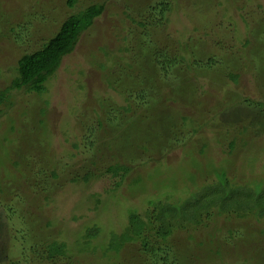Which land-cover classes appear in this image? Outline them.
<instances>
[{
	"label": "rangeland",
	"instance_id": "rangeland-1",
	"mask_svg": "<svg viewBox=\"0 0 264 264\" xmlns=\"http://www.w3.org/2000/svg\"><path fill=\"white\" fill-rule=\"evenodd\" d=\"M99 1L102 0H78L70 8L67 0H0V90L8 86L11 66L21 52L39 46L69 14ZM159 1L107 0L106 11L49 81L47 94L40 97L15 92L10 99L13 106L0 103L1 261L12 257L20 264H166L162 259L165 254H158L159 260L151 259L140 239L126 243L111 257L101 250H70L80 240L78 232L95 221L105 225L107 245L110 230L124 229L121 225L129 214L119 209L117 202L129 205L126 210H137L138 205L139 213L145 216L149 207L145 201L150 196L139 190L144 202H138L131 190L136 175L156 173L155 180L167 179L164 187L177 190L185 183L186 171L197 173L202 168L205 172L204 165L214 162L219 167H230L228 174L235 184L247 183L252 190L264 181V0H172L167 26H156L147 34V27L139 21L156 15L154 7ZM34 29L39 30L33 34ZM107 36L106 49L110 53L101 44L105 45L103 39ZM166 36L182 41L190 38L187 49L182 51L190 65L200 62L204 66L213 59L211 69L197 68L203 84H211L214 93L208 98L209 107L198 105L197 97L179 100L183 110L178 115L180 122L172 125L173 121H168L170 126L167 123L165 130L174 137L169 134L167 143L160 144L164 138L161 129L157 133L146 125L118 124L120 106L127 102L123 88L136 72L143 73L139 80L145 82H155V74L167 83L181 82L182 91L188 84L185 75L180 80L177 66L172 69L167 62V73L158 65L156 68L151 54L145 56L147 42L153 43L155 37L159 41L168 39ZM246 39L249 43L243 46ZM153 49L149 52L156 58ZM231 71L240 73L236 83L229 77ZM137 91L138 88L133 93ZM190 95L193 96L191 92ZM37 105L49 108L46 116L52 127L41 124L40 118L34 121V116L30 117V107ZM206 111L209 114L205 115ZM182 114L186 120L181 119ZM213 116L217 125L210 123ZM13 119L18 120L15 131L14 127L8 129ZM204 120L208 124L198 129ZM241 124L248 127L243 133L246 140L239 141L236 151L230 153L227 139L240 130ZM140 136L155 141L157 144H151L159 151H140ZM203 140L209 146L200 153ZM192 156L200 158L201 168L193 164ZM116 163L132 169L120 187L116 185L120 177L109 171ZM88 172L92 173L91 180L85 182L82 178ZM176 175L178 186L172 179ZM207 175L198 177L199 182L218 179L215 173ZM77 176L79 181H73ZM138 185L136 189L145 187ZM186 187L192 188V184ZM115 189L117 198L113 196ZM187 194L178 192L176 196ZM209 218L192 227H173L167 239L160 240L161 245L172 250L167 264H264V216H259L256 208L218 213L214 207ZM156 230L150 225L144 232L154 240ZM51 241L65 242L70 249L67 256H59L56 261L45 257L43 263L30 248L42 250Z\"/></svg>",
	"mask_w": 264,
	"mask_h": 264
},
{
	"label": "trees",
	"instance_id": "trees-1",
	"mask_svg": "<svg viewBox=\"0 0 264 264\" xmlns=\"http://www.w3.org/2000/svg\"><path fill=\"white\" fill-rule=\"evenodd\" d=\"M77 2L78 0H67V5L72 8L74 7V5H76ZM173 5L174 3H172V0H160L154 7V9L158 11V13L147 19L146 21H139V24L147 27L145 28L147 34L153 31L152 28H155L156 26L159 29H163L167 26V23L170 20L169 14H171L173 10ZM258 7L262 8L261 4H259ZM106 8L107 0H102L89 4L75 13L69 14L61 21V23H59V25L57 26V30L51 36L48 35L39 46L21 52V55L17 59L16 63L12 64L11 66L12 78L9 81L8 86L0 90V103L5 102L9 105V107L13 106V102L10 101V99L11 94H15V92L25 91L27 93H36L40 97L47 94L49 92L48 83L51 78L58 72L64 58L76 49L82 36L94 25L96 19L106 11ZM38 30L39 29H34L33 34ZM193 30L197 32V28H194ZM166 37H168V39L159 41L155 37V41L153 43L147 42L148 47L144 51L145 56L146 53L151 54L153 56L154 63H156V68L158 65L159 67H161V71L165 70V72L167 73H169L167 62L168 64H172V69L177 66L179 68L177 74L180 80L183 78L182 75H185L188 84L183 85L182 91V87H180L182 86L180 85L181 82L180 84H177L178 82L171 83V80H169V82L167 83L161 76L157 74H155V82H145V80H139L143 73L141 71L136 72L137 74L133 75L130 81H128L126 83V86H124L123 88L124 92L126 93V95L124 96V100H126L127 102L120 106L119 113H122V115L120 114L121 119L118 124L121 127L124 125H126L127 127H142L143 125H146L149 130L152 129L157 133L161 129L164 138L163 141L161 140L159 142L160 144H166L167 139H170V130L165 131L168 121H173L172 125L180 122L178 115L181 114L183 110L181 109V105H179V100H183L184 102L188 101L191 97H197L199 103L198 105H206L207 107H209L210 105L208 98L214 93L213 91H211L213 89V86L211 84L209 86L207 84H203V82L199 78V68H197H206L207 66V69H211L210 67L213 65V59L209 60L210 64H206L204 66L200 64V62H192L193 65H190L188 64L187 58L182 52L183 50L185 51L187 49L190 38L182 41L181 38L173 39L170 36ZM103 40L105 45L101 43L102 46H104L102 48L105 49V52L110 53V49H106V46H108L109 36H107V38ZM192 40L193 38L191 39V41ZM164 41H166L167 43H164ZM248 43L249 40L246 39L243 42V46L248 45ZM153 45L154 48L156 47L155 50L153 49ZM151 48L155 52L156 58L154 53L152 54L151 51L149 52V49ZM161 56L164 59L167 58V60L164 61ZM186 70L188 71L187 73H185ZM181 72L183 74H181ZM0 74H2L1 66ZM194 77L197 79L195 82H193V79H195ZM229 77L236 83L240 77V73L231 71L229 72ZM165 86H170V88L167 90L165 89ZM215 86H217L218 88L221 87L218 85ZM137 88L138 91L134 94L133 90ZM161 90H164L163 92L165 93V95H163V92H161V96ZM182 92H185V94H182ZM190 92L194 97L190 95ZM158 97H161V99L156 102V98ZM164 97L168 100V104H166L167 102H165V99H163ZM131 98L134 99L132 100ZM260 105L262 106V103H260ZM37 106L39 107V109ZM37 106L30 107V117L34 116L32 117L34 121L40 118L39 120L42 121L41 124L45 123L52 127L46 116L49 108L46 106ZM37 110L39 111L40 117L37 113ZM207 114H209L208 111L205 112V115ZM43 117L45 119H43ZM181 119L186 120L187 117L182 114ZM12 121L13 122L9 125L8 129L10 127H14L15 131L17 128L16 121L18 120L13 119ZM204 121L200 125H198V129H200L201 127H205V125L208 124V121ZM210 123H214L215 125H217L218 122H215V117L213 116ZM168 124L170 126V123ZM100 125L102 124L100 123ZM188 127H192V123H188ZM220 127H218V129H220ZM247 129V125L244 124H241L240 130L238 132H235V130L232 129V131H234L235 133H233L231 139H227L229 140L228 142L230 153L236 151V146L238 145L237 143L239 141L244 142L246 140L245 136H243V133L245 135ZM194 131L195 129L192 130V132ZM228 133L230 134L231 131L229 130ZM222 136L223 135H221V137ZM173 137L174 136L171 135L172 139ZM139 138V141H141L142 143V148L139 147L140 151L142 150L144 152L151 153L155 150H158L152 146V141L147 137L140 136ZM203 141V148L198 150L200 153L204 152V149L207 147V145L209 146V144H207L205 140ZM152 143L157 144L155 143V141H153ZM190 160L193 162V164L196 165V167L197 165H199V167L201 168L202 163L200 164V162L202 161L200 160V158L192 156ZM204 166L207 168L205 172L202 168L198 170L197 173L193 171H190L191 173H189L188 171H186L187 174H185L184 179L185 183L183 182L184 184L182 186H178L177 184V175L172 178L174 180V183H176L175 186L179 187L177 190L171 189V186L169 189L164 187V182H167V179L159 180V178L156 177L157 179L155 180V177H153V175L156 176V173H148L149 175L145 174L144 176L136 175L132 180L131 190H133L135 196L139 199L138 202H144V200L142 201V198L138 194V192L141 193V191H146L145 195L150 196V199L145 201V203H147L149 206L146 210L145 216H142L139 213L140 209L138 205H136L137 210L133 209V207H129L126 210V207L129 205L124 206L120 202H117V207H122L123 211H128L127 214H129L126 216V218H124V221L122 222L121 226H124V229L121 232H117V229H114V231L110 230L108 232L110 234V243H108L107 245L104 241V237H106V233L104 232L105 225L95 221L92 225H87L86 228L78 232V234L80 235V238L79 236L78 238L80 240H77L75 242L73 249L70 251H77L75 247L79 250L77 251L78 253L82 251H91L95 253L96 251L101 250L103 254L111 257L113 253H119L126 245V243H130L133 240L140 239L142 245L144 246L145 252L151 255V259L159 260L158 254H165L164 256H162V259H164L167 264V261L169 260L168 255H171L170 251L172 250H170V246L164 247L163 245H161L160 240L167 239V237L173 231V227L185 228L187 225H191L192 227L194 225L200 224L203 221L202 219H211L209 217L211 216V212L214 207L215 209H217L218 213L230 211L249 212L250 210L256 208L259 216H264V181L260 184H255L257 189L254 188L255 190H251V187L247 183L243 186L234 183L233 179L228 174V171L230 170V167L228 165L224 164L219 167L218 165H215L214 162H207ZM248 166L251 169L253 168L251 163H249ZM109 171L113 172V175L120 177L119 182L116 184L118 187H120L121 182L125 179V177L128 176L132 169L125 164L123 165L116 163L115 165L109 167ZM212 173H215L217 175L218 179L216 181L203 183L199 182L198 177L203 178L207 174L210 175ZM91 174L92 173L90 172L86 173L83 176L82 180L85 182L90 181L92 176ZM79 179L80 177L77 176L73 178V181H79ZM152 179L155 181H151ZM188 183L192 184V188L186 187ZM138 184L145 185V187H143L144 190L142 188L136 189L139 186ZM115 188L117 189V187ZM116 189L113 191V196L115 198L118 197L117 194L114 193ZM152 189H154L155 192L152 191ZM169 190H171V192H169ZM178 192H180L181 194H188L187 196L179 197L176 196ZM91 197L97 198V195H91ZM96 202L98 203L99 200H97ZM133 205L134 204H132V206ZM107 206H109V204ZM150 225L153 228L155 227V229H157L156 233L158 234V236L155 237L154 240H152V236H148V234H145L144 232V230L150 229ZM206 241H208V239H206ZM105 245L107 246L104 247ZM30 249H32V251L37 254L44 263L46 261L44 260L45 257L49 261H56L59 256H67L68 250L70 248L67 247V244L65 242L51 241L44 244L42 250H40L39 248ZM1 254L2 255L0 256V258L3 256V253ZM172 255L173 258L176 259V254L172 253ZM191 258L192 256L190 254V259ZM17 261L12 257H5L3 261L0 260V264L21 263Z\"/></svg>",
	"mask_w": 264,
	"mask_h": 264
}]
</instances>
